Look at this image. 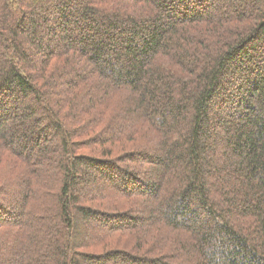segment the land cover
Wrapping results in <instances>:
<instances>
[{"label": "trees", "instance_id": "trees-1", "mask_svg": "<svg viewBox=\"0 0 264 264\" xmlns=\"http://www.w3.org/2000/svg\"><path fill=\"white\" fill-rule=\"evenodd\" d=\"M225 5L0 0V264H264V0Z\"/></svg>", "mask_w": 264, "mask_h": 264}, {"label": "rangeland", "instance_id": "rangeland-1", "mask_svg": "<svg viewBox=\"0 0 264 264\" xmlns=\"http://www.w3.org/2000/svg\"><path fill=\"white\" fill-rule=\"evenodd\" d=\"M240 0H228V4L229 5H236L237 4V2H239ZM251 1H253V0H248V2H251ZM229 5H225V6H229ZM80 139H84V138H80ZM81 141V140H80ZM21 142V141H20ZM85 143H86V140H84V142H80L79 144H82V145H85ZM81 145V147H83ZM53 164V163H52ZM124 178V177H123ZM123 178L122 177H119L118 178V182L119 183H123ZM125 179V178H124ZM87 180H90V181H92V179L91 178H89V177H87ZM88 182V183H85V182H81L80 184H81V187L82 188H84L83 190L84 191H82V193H84V192H90V191H92L93 189H94V185H93V183H91V182ZM83 225H87V227H96L97 225H96V223H94V222H83ZM83 261V260H82Z\"/></svg>", "mask_w": 264, "mask_h": 264}]
</instances>
